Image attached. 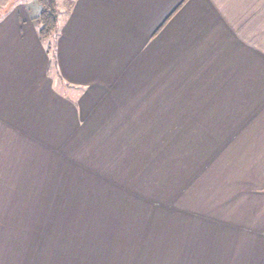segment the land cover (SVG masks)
I'll return each mask as SVG.
<instances>
[{"label":"crops","instance_id":"0c3cea01","mask_svg":"<svg viewBox=\"0 0 264 264\" xmlns=\"http://www.w3.org/2000/svg\"><path fill=\"white\" fill-rule=\"evenodd\" d=\"M57 4L42 39L38 0H0V264L70 161L88 264H264V0Z\"/></svg>","mask_w":264,"mask_h":264},{"label":"rangeland","instance_id":"374dc122","mask_svg":"<svg viewBox=\"0 0 264 264\" xmlns=\"http://www.w3.org/2000/svg\"><path fill=\"white\" fill-rule=\"evenodd\" d=\"M69 157L71 159V156ZM66 165L65 183L60 186V198L49 202L47 232H45V227L43 229L40 226L37 227L36 218H33L31 235L28 236L24 232L19 235L15 232L6 234L10 244L5 245V251L18 254L21 258L20 264L25 263V253L28 252L26 244L29 246L33 264L89 263L88 250L76 248V243L82 244V240L88 237L90 186L79 182L87 181V178H78L83 176L78 173L88 174V170L71 168V161ZM25 235L29 241L25 239Z\"/></svg>","mask_w":264,"mask_h":264},{"label":"trees","instance_id":"16d2710c","mask_svg":"<svg viewBox=\"0 0 264 264\" xmlns=\"http://www.w3.org/2000/svg\"><path fill=\"white\" fill-rule=\"evenodd\" d=\"M41 11L36 17L38 33L42 39L54 38L58 31V8L57 0H38ZM53 53V45L48 46Z\"/></svg>","mask_w":264,"mask_h":264}]
</instances>
